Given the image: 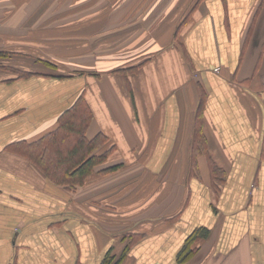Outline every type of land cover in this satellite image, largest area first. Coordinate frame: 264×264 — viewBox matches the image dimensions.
Returning a JSON list of instances; mask_svg holds the SVG:
<instances>
[{"label":"crops","instance_id":"0c3cea01","mask_svg":"<svg viewBox=\"0 0 264 264\" xmlns=\"http://www.w3.org/2000/svg\"><path fill=\"white\" fill-rule=\"evenodd\" d=\"M32 1L22 15H105L131 33L116 46L142 50L91 73L0 76V264H264V0ZM19 43L0 25V47ZM81 93L87 137L113 149L68 188L20 148Z\"/></svg>","mask_w":264,"mask_h":264},{"label":"rangeland","instance_id":"374dc122","mask_svg":"<svg viewBox=\"0 0 264 264\" xmlns=\"http://www.w3.org/2000/svg\"><path fill=\"white\" fill-rule=\"evenodd\" d=\"M32 3V0L30 4L27 0H19L17 15L16 11H12L14 5L12 6L11 0H0L3 35L21 42L20 47L15 49L0 47V50L5 51L0 56V70L8 71H1L0 76H8L17 70L42 71L57 76L72 75L81 70L91 73L96 71V67L116 68L119 59L142 50L116 46L121 45L123 40H128L131 33L125 29L117 30V25L113 27L112 22L109 27L105 15L83 16L80 19L74 15L48 16L40 12L22 15L20 11L23 9L26 12L28 8L37 11ZM36 6L43 11L48 8L42 3H37ZM53 10L54 7L51 8ZM124 19H119L118 27L122 28V24L128 20ZM92 20L95 25L91 23ZM91 28L95 30L92 31ZM133 28H138V24Z\"/></svg>","mask_w":264,"mask_h":264},{"label":"trees","instance_id":"16d2710c","mask_svg":"<svg viewBox=\"0 0 264 264\" xmlns=\"http://www.w3.org/2000/svg\"><path fill=\"white\" fill-rule=\"evenodd\" d=\"M4 52L0 50V56ZM18 73L20 76L32 74L31 71H19ZM202 108L203 103L201 102L196 114L195 147H197V142L203 133L201 126ZM92 118V110L85 95L81 93L73 104L58 116L59 126L54 131L36 142L22 146L20 150L52 180L68 188H76L84 184L95 168L107 160L113 149L111 146L100 150L108 140L102 132L97 133L92 138L87 137L86 130ZM120 166L121 164H114L100 171L109 172L118 169ZM208 232L209 230L206 228H198L192 234V238L197 237V234H200V237L206 236ZM188 243L189 239L179 253L180 258L183 255L184 257L187 256L185 253ZM111 261L112 258L109 261L106 259L104 264H109Z\"/></svg>","mask_w":264,"mask_h":264}]
</instances>
